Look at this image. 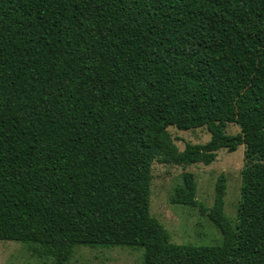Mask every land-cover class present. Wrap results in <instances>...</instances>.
Masks as SVG:
<instances>
[{"label": "trees", "instance_id": "16d2710c", "mask_svg": "<svg viewBox=\"0 0 264 264\" xmlns=\"http://www.w3.org/2000/svg\"><path fill=\"white\" fill-rule=\"evenodd\" d=\"M227 125L239 128L226 133ZM169 127H205L175 145ZM243 146L234 225L226 180L215 246L177 245L150 214L154 163L208 166ZM0 241L68 264L76 246L140 264H264V0H0Z\"/></svg>", "mask_w": 264, "mask_h": 264}, {"label": "rangeland", "instance_id": "374dc122", "mask_svg": "<svg viewBox=\"0 0 264 264\" xmlns=\"http://www.w3.org/2000/svg\"><path fill=\"white\" fill-rule=\"evenodd\" d=\"M168 131L180 151L187 143L204 145L210 140V134L205 127L187 131L169 127ZM238 132L237 126L227 125L228 135ZM243 152V146H239L232 153L220 150L216 153L215 161L208 166L194 164L178 167L153 164L150 214L168 231L171 243L194 246H215L221 243L220 231L205 214H202L198 208L172 204L170 199L175 188L182 185L183 173H190L196 182L197 201L206 208H211L216 181L220 175H224L226 180L224 215L235 225L240 199ZM142 255L143 250L137 248L76 246L68 264H140ZM46 262L50 264V261ZM0 264H44V261L31 256L26 245L0 241Z\"/></svg>", "mask_w": 264, "mask_h": 264}]
</instances>
